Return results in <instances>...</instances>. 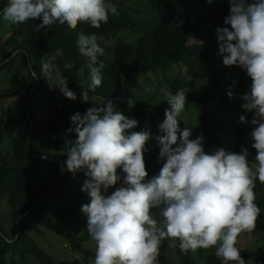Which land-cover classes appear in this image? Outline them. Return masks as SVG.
<instances>
[{
  "label": "trees",
  "instance_id": "obj_1",
  "mask_svg": "<svg viewBox=\"0 0 264 264\" xmlns=\"http://www.w3.org/2000/svg\"><path fill=\"white\" fill-rule=\"evenodd\" d=\"M111 2L117 6L119 14H110L108 23L98 29L87 23L78 24L76 29L59 24L53 25L50 30L40 29L39 19H29L22 24L11 23L9 26L12 35L5 41L9 52L0 60V76L7 68L16 80L21 79V83L18 88L0 90V149L8 142L6 152L0 153V203L7 198L11 207L8 221L0 219V264H94L96 249L86 248L82 244L92 239L88 231L76 236L72 228L77 226L65 223L82 214L81 206L89 203L90 197L87 193L69 188L70 175L73 174L64 165L68 142L76 138V133L67 131L71 126L70 118L76 112L84 113L94 105L79 98H66L59 87L50 86L42 72V61H47L57 49L62 50L63 55L57 57L56 64L62 75L67 77L68 87L78 97L81 95L82 85L87 86L88 80L87 72L81 76L79 71L85 59L76 47L77 33L80 31L113 40V45H106L104 55L98 57L106 65L102 85L89 94L102 97L100 103L112 98L126 116L136 119L138 125L129 131H151L152 138L146 142L148 150L144 154L149 173L147 178L158 174L163 165V161L158 159L159 147L155 137L159 135L158 125L165 118V109L170 108L165 100L167 92L175 93L183 89L187 93L185 112L182 113L189 111L196 114L189 109L195 106L198 112L197 130L209 148L215 150L220 147L238 153L242 146L248 145V133L252 130L250 123H231L219 118L208 107L213 104L219 110L232 109L244 115L248 121L253 115L242 107V94L249 91L251 78L239 66V72L232 78L225 66L221 65L223 57L219 53L216 29L224 26V19L229 15V0H212L211 4L207 0ZM177 2H182V12L178 14L172 12ZM5 6L6 0H0V11ZM144 10L147 23L139 17ZM128 35H137L138 38L130 41L126 37ZM192 39L200 43H190ZM108 51L113 52L112 59L107 58ZM20 58L33 79L32 83L28 75L15 69L14 63ZM65 63L72 67L65 70ZM180 67H184L186 72L174 69ZM159 70L163 71V75L151 94L153 103L138 98L134 99L135 106L130 108L123 95L124 78L127 77L131 87L142 93L140 76ZM33 72L38 74L36 78ZM206 77L208 85H201L200 82ZM233 81L236 83L233 84ZM230 87L234 92L233 98L227 95ZM162 88L164 90L161 91ZM14 97L17 98L14 100ZM7 101L11 104L3 106L2 103ZM46 107H50V113L39 117L37 109ZM12 119L14 122L11 124ZM229 130L235 131L232 144L224 136ZM249 152V164L254 168L257 153L254 148ZM44 156L46 158H42ZM60 162L64 166L63 176ZM117 171L124 175L121 169ZM75 175L86 179L82 172ZM119 186L117 184L109 189L115 190ZM254 192L261 215L252 232L264 239V184L259 180L255 183ZM153 214L158 216V210H153ZM8 222L12 224L11 231L7 230ZM51 232L57 240L69 244L73 251L80 252L83 257L68 259L63 251L54 258L37 241V238L41 242L46 241ZM175 243L180 264H221L214 254V248L198 249L197 260L192 251L182 253L179 241ZM237 247L245 261L264 264V245L255 250L239 244ZM168 250L169 240L165 239L159 247L158 264H170Z\"/></svg>",
  "mask_w": 264,
  "mask_h": 264
},
{
  "label": "clouds",
  "instance_id": "obj_2",
  "mask_svg": "<svg viewBox=\"0 0 264 264\" xmlns=\"http://www.w3.org/2000/svg\"><path fill=\"white\" fill-rule=\"evenodd\" d=\"M229 6L224 26L216 29L218 47L223 65L239 66L252 81L242 94V107L253 115L250 121L241 115L239 121L252 125L248 137L257 153L254 168L247 147L238 153L220 147L205 151L202 135L192 139L190 128L181 129L179 117L187 103L183 89L165 93L170 108L165 109L155 137L163 165L151 178L144 159L151 131H129L138 121L126 116L112 98L84 113L76 112L67 130L76 138L68 142L64 165L73 175L82 172L86 177L81 191L90 202L80 210L96 244L94 264H158L165 239L172 241L171 247L179 241L185 254L214 248L221 264H247L237 238L255 230L261 209L254 188L257 180L264 184V0H229ZM110 14H119L111 0H6L0 11V17L13 24L39 19L38 27L46 30L56 24L76 29L81 23L98 29L108 23ZM76 47L85 58L80 74L87 72L88 80L79 97L56 64L62 50L42 61V72L66 98L87 102L89 93L102 85L106 65L98 57L105 49L95 33L83 31L77 33ZM71 67L63 65L65 70ZM227 95L233 98L231 87ZM127 103L132 108L136 102L128 97ZM117 184L115 191L106 194ZM153 210H158V216Z\"/></svg>",
  "mask_w": 264,
  "mask_h": 264
},
{
  "label": "rangeland",
  "instance_id": "obj_3",
  "mask_svg": "<svg viewBox=\"0 0 264 264\" xmlns=\"http://www.w3.org/2000/svg\"><path fill=\"white\" fill-rule=\"evenodd\" d=\"M181 8H182V2H177L175 3V8L173 7L172 12L173 13H181ZM139 17L141 18L142 21L146 22L147 20V13L146 10L142 11L139 15ZM147 23V22H146ZM11 25V22L5 21L2 17H0V60L5 57L8 54V50H6V45H5V41L12 35V32L9 30V26ZM128 40L130 41H135L138 36L137 35H128L126 36ZM97 40L98 43L104 48L106 45L112 46L113 45V40L112 39H108L106 37L103 36H97ZM200 43L199 41L193 40L190 41V43ZM106 56L108 59H112L114 57L113 52L112 51H108L106 53ZM221 65H223V62L221 63ZM15 69L17 72L23 73L25 75H28L27 77L30 79V82H33V79L31 78V76L29 75V72L26 69L25 64L22 61V58L17 59L14 63ZM225 68L227 69V71L229 72L230 77L234 78L237 75V72H239V69L237 66H225ZM177 70H180L182 73L186 72V69L184 67H180V68H174ZM163 75V71H158L157 73H153L150 72L147 75H143L140 76V82L142 85V90H144V92L140 93L139 89H134L131 87L130 85V80L125 77L123 80V95L124 97L127 99L128 97H132L134 99H138V98H143L144 100H146L147 102L153 103V96H151V94L154 92V88L160 84V79L161 76ZM13 73H11L9 71V69H4L2 75L0 76V90H12L15 88H18L20 86L21 83V79L16 80L13 77ZM201 85H208V77H206L205 79H203L200 82ZM164 90V88L161 89V91ZM89 100L88 102H91L94 106H98L99 103L102 101V97L96 96V95H92L89 94ZM17 97H14V100ZM3 106L8 107L11 102L7 101L5 103H2ZM211 110H213L214 112L217 113V116L221 119L227 120L231 123H235L237 125H239L241 122L239 121V117L241 116L240 114H238L237 112H235L234 110L230 109L229 111H224V110H219V107H216L213 104H209L208 106ZM189 109L194 110L196 114H193L192 112L187 111L186 114H181L180 115V120L182 121V123H180V127L181 129H183L184 127H188L191 129V137L192 139H195L197 136H201V134L199 133L198 129V120H197V115L198 112L195 108V106H191ZM51 111L50 107H46L44 109H37V113L39 117H44L45 115H47V113L49 114ZM185 112V111H184ZM0 116H1V112H0ZM11 124L14 122V120L12 119V121L10 120ZM12 129V128H9ZM227 134V135H226ZM224 136L226 137L225 140H227L229 143H233V136L235 135V131L233 130H229ZM8 136H10V132L8 133ZM247 147L248 149H252L251 147V140L250 138H247ZM7 146H8V142H5L4 145L1 147L0 149V153L4 154L7 150ZM175 147V146H174ZM205 147V151H212L213 149L209 148L208 146H206L204 144ZM85 181V178L82 177L81 175H70V179H69V188L78 191V192H82V193H86L81 191L82 185ZM113 191L115 190H110L108 189V192L106 194H111ZM11 212V207L8 203L7 198H4L1 203H0V219L2 218L3 221L7 222L8 217L10 215ZM2 221V222H3ZM66 225L69 226L70 223H73L74 225L77 226V228H72V230H74L73 232L76 234V236H82L86 233L87 230V217L82 213L80 216L77 217H73L71 218ZM11 227L12 224L11 222L7 223V230L11 231ZM82 233V234H81ZM48 238L45 240H43L41 242L40 238H37L38 243H40L45 249H47L52 255L53 257H58L57 255H61L63 253V251H65L66 254V258L68 259H74V258H82L83 255L80 252L77 251H73L72 248L69 246V244L65 243L64 241H59L56 239V237L54 236V233L51 232L48 233ZM169 240V239H168ZM172 243V241L169 240V250H168V255H169V261L170 264H177L176 260H178V264H180L179 261V257L177 254V251L175 250V247H171L170 244ZM82 244L86 247V248H90V249H96V244L95 241L93 239H88L86 241H83ZM237 244H239L241 247H245V248H250V249H259L258 247H262L264 245V239H262L259 235H256L253 232H244L241 233L240 236L237 238ZM48 247V248H47ZM193 256L198 260V255L196 252H192ZM173 260V261H172ZM174 262V263H172ZM247 264H257L251 260H246Z\"/></svg>",
  "mask_w": 264,
  "mask_h": 264
},
{
  "label": "water",
  "instance_id": "obj_4",
  "mask_svg": "<svg viewBox=\"0 0 264 264\" xmlns=\"http://www.w3.org/2000/svg\"><path fill=\"white\" fill-rule=\"evenodd\" d=\"M20 51H21V50H20ZM20 51H19V52H20ZM31 92H32V91H31ZM31 124H33L32 121H31ZM32 130H33V127H32ZM29 142H30V141H29ZM60 169H61V176H62V174H63V170H62V165H61V164H60ZM56 187H57V186H56ZM56 187H55V188H56ZM49 192H50V191H49Z\"/></svg>",
  "mask_w": 264,
  "mask_h": 264
}]
</instances>
